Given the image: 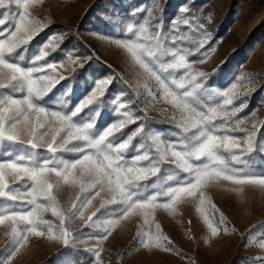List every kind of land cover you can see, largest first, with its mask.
Returning a JSON list of instances; mask_svg holds the SVG:
<instances>
[{
  "label": "snow or ice",
  "instance_id": "6c2138e0",
  "mask_svg": "<svg viewBox=\"0 0 264 264\" xmlns=\"http://www.w3.org/2000/svg\"><path fill=\"white\" fill-rule=\"evenodd\" d=\"M42 2L0 0V226L9 237L0 264H13L30 236L59 240L86 254L83 261L70 256L64 264H104L103 242L132 217L143 221L136 236L141 248L179 255L156 213L176 215L189 202L203 216L207 239L234 231L208 190L230 184L229 190L237 194L246 188L264 192V137L259 135L264 120L256 117V109L242 115L253 91L247 86L253 83L251 77H239L247 80L242 91L236 82L220 90L207 72L194 67L210 54L205 46L211 40V15L186 3L166 27V2L160 0L148 8L130 9L125 16L114 13L121 36L109 42L138 71L134 84L123 81L132 95L122 91L109 99L115 119L98 129L103 98L117 77L95 80L90 93L72 108L57 98V85L69 77L45 58L63 37L53 35L38 55L25 57L28 45L52 23L30 11ZM141 12L147 13L142 19ZM196 53L201 59L190 61ZM79 60L69 51L59 67L75 72L76 66H84ZM149 108L162 119L149 116ZM133 124L137 127L125 135L123 130ZM130 150L135 154L129 156ZM65 187L80 193L67 207L59 200ZM101 193L105 196L100 207L86 216L85 209ZM47 212L59 223L44 219ZM98 213L109 218L93 220ZM76 220L81 227L73 231ZM84 228L89 234L81 239ZM78 243L84 246L76 249ZM248 243L264 250V238L253 237ZM252 264H264V255L252 258Z\"/></svg>",
  "mask_w": 264,
  "mask_h": 264
},
{
  "label": "rangeland",
  "instance_id": "374dc122",
  "mask_svg": "<svg viewBox=\"0 0 264 264\" xmlns=\"http://www.w3.org/2000/svg\"><path fill=\"white\" fill-rule=\"evenodd\" d=\"M165 2L166 27L167 20L176 16L181 5L186 3L191 4L194 11L200 9L203 15H211V40L205 46L210 54L203 63L197 62L194 67L207 72L211 84L220 90L236 82L242 91L247 80L241 81L239 77H251L253 83L247 86L253 91L242 115L256 109V117L264 120V0H160L161 4ZM152 4L153 0H43L33 5L30 11L41 20L51 19L52 23L28 45L26 60L38 55L39 48L53 35L63 37L59 48L45 59L49 63H57V71L69 77L57 85L55 90L57 98L62 97L69 108L90 93L95 80L115 75L117 78L103 98L105 104L97 121V128L102 129L115 119L107 101L122 91L131 96V90L123 81L134 84L138 71L130 66L125 53L109 42L110 38L121 36L116 31L114 13L125 16L130 9L148 8ZM139 15L142 19L147 13L141 12ZM181 31H187L186 26H181ZM184 46H188L187 42ZM69 51L79 56V63L84 65L82 68L76 66L75 72L68 67H59ZM189 59L199 61L201 57L196 53ZM65 89L68 90L67 95L64 94ZM56 105L59 108V99ZM148 114L155 120L162 119L160 113L151 108ZM136 127L135 124L129 125L123 131L126 135ZM259 135L264 137V129H261ZM138 142L137 138L133 144ZM134 154L131 150L128 153L129 156ZM231 187L230 184L210 186L208 196L219 212L224 213L228 220L227 226L234 228V231L222 232L218 237L207 239L208 228L196 204L184 203L176 215L164 210H157L156 213L164 233L181 254L141 248L136 242V236L143 221L140 217H132L121 221L109 239L103 242L101 259L104 264H252V258L264 255V250L248 243L253 237L256 240L264 238V192L246 188L243 194H237L229 190ZM77 195H80L78 189L65 187L59 194L60 203L67 207ZM104 196L101 193L100 197L93 199L92 204L85 209L86 216L100 207ZM206 211L213 218L210 205H206ZM219 212H215V219H218ZM101 213L93 217V220L109 218ZM44 219L59 223L51 212L45 213ZM80 227L81 221L76 220L72 230ZM6 231L4 226H0V252L9 240ZM88 234L89 229L84 228L81 239H85ZM83 246L78 243L75 248ZM77 255L82 261L86 259V254L75 252L62 241L30 236L13 264H64L70 256L75 259Z\"/></svg>",
  "mask_w": 264,
  "mask_h": 264
}]
</instances>
